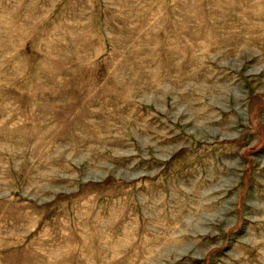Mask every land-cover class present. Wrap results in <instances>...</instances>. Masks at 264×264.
Wrapping results in <instances>:
<instances>
[{"label":"rangeland","instance_id":"1","mask_svg":"<svg viewBox=\"0 0 264 264\" xmlns=\"http://www.w3.org/2000/svg\"><path fill=\"white\" fill-rule=\"evenodd\" d=\"M0 264H264V0H0Z\"/></svg>","mask_w":264,"mask_h":264}]
</instances>
